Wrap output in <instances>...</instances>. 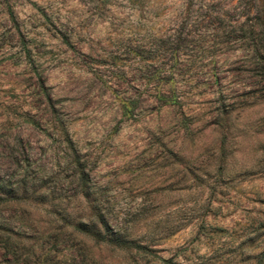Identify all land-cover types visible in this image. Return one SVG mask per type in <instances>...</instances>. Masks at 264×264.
I'll list each match as a JSON object with an SVG mask.
<instances>
[{"label":"rangeland","instance_id":"rangeland-1","mask_svg":"<svg viewBox=\"0 0 264 264\" xmlns=\"http://www.w3.org/2000/svg\"><path fill=\"white\" fill-rule=\"evenodd\" d=\"M18 182L0 264H264V0H0Z\"/></svg>","mask_w":264,"mask_h":264},{"label":"trees","instance_id":"trees-1","mask_svg":"<svg viewBox=\"0 0 264 264\" xmlns=\"http://www.w3.org/2000/svg\"><path fill=\"white\" fill-rule=\"evenodd\" d=\"M160 98L165 103H178V100L171 99L166 94H162ZM31 189V186L27 185L25 182H18L16 187L14 184H11V186H4L0 184V194H8L13 198L14 196L16 197L19 190H22L24 193H29ZM33 192L36 193V190H33ZM86 195L88 196L89 194ZM75 226L76 229L92 235L95 239L105 241L108 244L111 243L123 247L128 243V240L121 236L120 233L111 230L108 221L101 212H96V221H92L90 223L78 221Z\"/></svg>","mask_w":264,"mask_h":264}]
</instances>
